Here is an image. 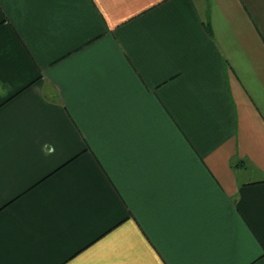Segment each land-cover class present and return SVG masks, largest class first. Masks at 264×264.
Here are the masks:
<instances>
[{
  "label": "crops",
  "instance_id": "obj_1",
  "mask_svg": "<svg viewBox=\"0 0 264 264\" xmlns=\"http://www.w3.org/2000/svg\"><path fill=\"white\" fill-rule=\"evenodd\" d=\"M264 0H0V264H264Z\"/></svg>",
  "mask_w": 264,
  "mask_h": 264
},
{
  "label": "snow or ice",
  "instance_id": "obj_2",
  "mask_svg": "<svg viewBox=\"0 0 264 264\" xmlns=\"http://www.w3.org/2000/svg\"><path fill=\"white\" fill-rule=\"evenodd\" d=\"M261 258L264 259V254H262Z\"/></svg>",
  "mask_w": 264,
  "mask_h": 264
}]
</instances>
